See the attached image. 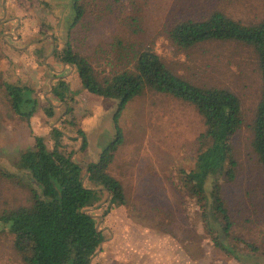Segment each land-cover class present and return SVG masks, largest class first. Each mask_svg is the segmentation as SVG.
I'll return each instance as SVG.
<instances>
[{"label":"rangeland","instance_id":"374dc122","mask_svg":"<svg viewBox=\"0 0 264 264\" xmlns=\"http://www.w3.org/2000/svg\"><path fill=\"white\" fill-rule=\"evenodd\" d=\"M73 2L0 0V168L6 171L21 152L34 147L35 137L50 152L56 147L84 167L97 163L117 136L118 102L87 93L76 70L66 65L63 69L53 55L64 46ZM87 3L94 9L89 8L73 30L71 45L86 54L97 71L103 69V51L112 49L114 39L148 48L192 85L234 93L245 120L234 138L237 178L222 185L231 225L223 238L209 206L203 218L181 174L193 169L196 139L204 131L197 110L150 91L127 103L117 119L122 142L108 167L122 184L126 203L108 210L106 197L88 209L104 236L91 264H264V178L249 146L248 129L261 85L256 55L230 41L181 52L167 38L176 22L201 21L213 11L256 24L264 17V0H84ZM7 84L26 89L35 109L29 120L11 108ZM59 103L62 109L55 106ZM26 201L22 188L0 180V212ZM2 231L0 225V264H22L12 237Z\"/></svg>","mask_w":264,"mask_h":264},{"label":"trees","instance_id":"16d2710c","mask_svg":"<svg viewBox=\"0 0 264 264\" xmlns=\"http://www.w3.org/2000/svg\"><path fill=\"white\" fill-rule=\"evenodd\" d=\"M92 6V3L85 5L84 0H74V16L64 46L60 51L54 49L53 55L61 64L76 70L79 83L87 93L118 102L114 116L117 136L102 151L97 163L84 167L56 147L50 152L43 140L35 137L34 147L21 152L10 171L0 168V180L19 186L27 195L25 204L0 212L2 232L12 237V248L22 264H91L104 236L88 209L106 197L108 210L126 203L122 184L108 173L122 142L117 119L127 103L150 91L190 104L201 116L204 131L196 139L193 169L181 174L185 189L196 201L203 218L209 206V213L226 238L231 225L222 198V185L233 183L237 178L240 164L234 138L245 124L238 97L226 89L192 85L173 73L151 49H139L120 39L113 40L108 53L103 51L104 67L97 71L90 58L71 45L73 30L94 9ZM167 38L181 52L197 45L227 41L253 50L261 85L248 125L249 146L264 178V17L256 24H243L213 11L201 21L176 22L168 29ZM63 85L59 83L57 88L62 89ZM5 90L15 114L29 120L35 109L33 101L25 96L26 89L7 84ZM55 98L63 99L62 95ZM219 242L215 241L218 249L229 253L227 246Z\"/></svg>","mask_w":264,"mask_h":264},{"label":"crops","instance_id":"0c3cea01","mask_svg":"<svg viewBox=\"0 0 264 264\" xmlns=\"http://www.w3.org/2000/svg\"><path fill=\"white\" fill-rule=\"evenodd\" d=\"M66 66L65 65H63V69L65 68ZM49 85H51V83H50V81H49V83H48ZM46 98H48V97H46ZM62 104V103H61ZM60 103H59V105H55V106H57V107H60V109H62V105H61Z\"/></svg>","mask_w":264,"mask_h":264}]
</instances>
